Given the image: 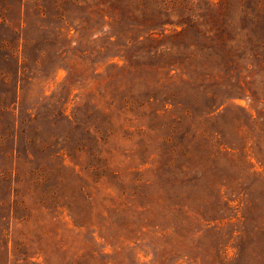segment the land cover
Segmentation results:
<instances>
[{
	"label": "rangeland",
	"instance_id": "obj_1",
	"mask_svg": "<svg viewBox=\"0 0 264 264\" xmlns=\"http://www.w3.org/2000/svg\"><path fill=\"white\" fill-rule=\"evenodd\" d=\"M0 264H264V0H0Z\"/></svg>",
	"mask_w": 264,
	"mask_h": 264
}]
</instances>
